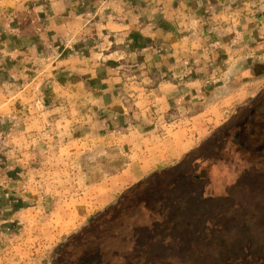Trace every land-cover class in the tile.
<instances>
[{"label":"rangeland","instance_id":"1","mask_svg":"<svg viewBox=\"0 0 264 264\" xmlns=\"http://www.w3.org/2000/svg\"><path fill=\"white\" fill-rule=\"evenodd\" d=\"M0 264H264V0H0Z\"/></svg>","mask_w":264,"mask_h":264},{"label":"trees","instance_id":"2","mask_svg":"<svg viewBox=\"0 0 264 264\" xmlns=\"http://www.w3.org/2000/svg\"><path fill=\"white\" fill-rule=\"evenodd\" d=\"M254 156H256V154H254ZM256 157H257V156H256ZM194 191H195L196 193H199V195L201 196V199H202L201 192H202L203 190H202V189H199V190L195 189ZM205 196H206V195H205ZM184 197H185V198H183V201L186 202L185 200H186L187 197H186V196H184ZM203 197H204V195H203Z\"/></svg>","mask_w":264,"mask_h":264}]
</instances>
